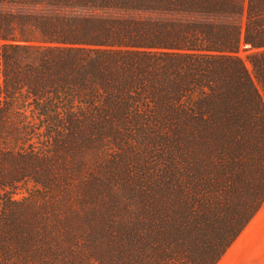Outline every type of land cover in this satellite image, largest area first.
Listing matches in <instances>:
<instances>
[{
	"label": "trees",
	"instance_id": "16d2710c",
	"mask_svg": "<svg viewBox=\"0 0 264 264\" xmlns=\"http://www.w3.org/2000/svg\"><path fill=\"white\" fill-rule=\"evenodd\" d=\"M263 201L264 0H0V264H215Z\"/></svg>",
	"mask_w": 264,
	"mask_h": 264
},
{
	"label": "crops",
	"instance_id": "0c3cea01",
	"mask_svg": "<svg viewBox=\"0 0 264 264\" xmlns=\"http://www.w3.org/2000/svg\"><path fill=\"white\" fill-rule=\"evenodd\" d=\"M215 264H264V201Z\"/></svg>",
	"mask_w": 264,
	"mask_h": 264
},
{
	"label": "rangeland",
	"instance_id": "374dc122",
	"mask_svg": "<svg viewBox=\"0 0 264 264\" xmlns=\"http://www.w3.org/2000/svg\"><path fill=\"white\" fill-rule=\"evenodd\" d=\"M68 12L77 13V14H94L96 16H121V17H131V18H139V19H163V18H175L182 19L185 18V15L180 13H162V12H154V11H113L106 9H84V8H76L71 9ZM240 20V18H239ZM247 46H243L239 51L238 55L243 59L247 68L251 70V65L248 61V54L256 49L246 48ZM26 191L24 189L18 190L15 194V198H20L25 195Z\"/></svg>",
	"mask_w": 264,
	"mask_h": 264
}]
</instances>
